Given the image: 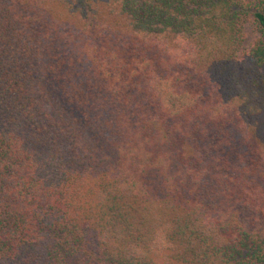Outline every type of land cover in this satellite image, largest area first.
I'll use <instances>...</instances> for the list:
<instances>
[{
    "label": "trees",
    "instance_id": "16d2710c",
    "mask_svg": "<svg viewBox=\"0 0 264 264\" xmlns=\"http://www.w3.org/2000/svg\"><path fill=\"white\" fill-rule=\"evenodd\" d=\"M262 263L264 0H0V264Z\"/></svg>",
    "mask_w": 264,
    "mask_h": 264
},
{
    "label": "rangeland",
    "instance_id": "374dc122",
    "mask_svg": "<svg viewBox=\"0 0 264 264\" xmlns=\"http://www.w3.org/2000/svg\"><path fill=\"white\" fill-rule=\"evenodd\" d=\"M243 46L245 49H248L253 42L256 40V38L258 37V33L255 30V26L252 23V21L249 19V21L247 22V24L245 25L244 31H243ZM264 264V263H262Z\"/></svg>",
    "mask_w": 264,
    "mask_h": 264
}]
</instances>
